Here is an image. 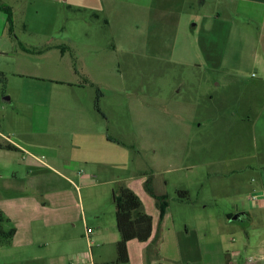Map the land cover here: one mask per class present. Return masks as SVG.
Returning <instances> with one entry per match:
<instances>
[{"label":"rangeland","instance_id":"1","mask_svg":"<svg viewBox=\"0 0 264 264\" xmlns=\"http://www.w3.org/2000/svg\"><path fill=\"white\" fill-rule=\"evenodd\" d=\"M98 1L2 0L14 18L12 34H3L0 19V51L6 53L0 55V108L13 134L0 131L50 162L52 154L67 158L73 145L86 146L85 138L101 126L114 143L107 150L114 152L106 157L99 151V185L80 186L87 215L102 192L105 212L117 185L153 175L157 193L168 198L169 226L180 245H221L236 253V264H264L262 11L253 8L250 17L249 8L229 0H114V6ZM24 43L65 47V56L54 50L40 60L41 54L21 53ZM69 64L79 71L83 90L55 83L72 77L65 70ZM87 74L96 84L85 85ZM34 78H54V84ZM20 99L29 103L18 104ZM32 102L48 106L50 124L36 115ZM19 156L0 154V192L14 169L21 180L30 177L32 169H18ZM45 173L54 180V173ZM180 190L188 197L180 199ZM76 193L72 189L75 198ZM251 195L259 202H249ZM233 205L251 219L225 222ZM74 230L82 233V225ZM11 254L0 247V261ZM216 259L227 264L225 257Z\"/></svg>","mask_w":264,"mask_h":264},{"label":"crops","instance_id":"2","mask_svg":"<svg viewBox=\"0 0 264 264\" xmlns=\"http://www.w3.org/2000/svg\"><path fill=\"white\" fill-rule=\"evenodd\" d=\"M105 1L100 0L98 2L102 4ZM229 1H240L246 9L249 8L246 13L250 17L254 15L252 12L253 8H259L262 11L260 21L264 28V0ZM110 3L113 6L115 4L114 0H110ZM9 7L13 9L12 6ZM0 14V19L5 22L2 30L4 34L6 30V17L1 12ZM94 17H97V15L94 14ZM22 46L26 49L40 47L31 46L27 43H24ZM44 47L50 48L44 54L39 55L38 58L40 60H46L45 54L49 52H54V50L60 51L57 48L58 46L45 45L40 48ZM21 53L25 54L22 50ZM3 54L6 53L0 51V55ZM60 54L61 58L65 56V53ZM42 68L48 71L53 67ZM65 70L69 71L72 77L68 82L56 81L55 83L61 85L66 83L70 88L83 90V87L79 86L76 80L77 75H79L76 67L69 64ZM52 74H54L53 70ZM16 75L22 76V74ZM87 77L88 79L86 78L85 80L87 87L96 84L89 74H87ZM34 79L40 81L48 80L54 84V78ZM10 101L11 97L9 99L3 98V102ZM24 103L29 102L23 101V99L18 100V104ZM32 103L34 104L32 106L38 109L36 115H43L46 119L48 117L47 122L49 121L50 124L51 118L48 106L41 102ZM75 105L83 107L80 101H75ZM5 110L4 107L0 108V116L3 119L0 122V129L13 134L12 130L6 128H10L11 124L10 122L6 124V120L4 119ZM96 119L94 118L92 121ZM92 121L89 119L87 122L93 123ZM47 122L43 123V131L47 129ZM87 124L89 125V123ZM93 124L97 125L98 123L95 122ZM99 127L96 128L95 131L97 132L94 135L85 138L87 141L86 146L80 144L73 145V151L69 152L67 158L62 153L52 154L50 162L42 159V156L39 157L37 154L25 150L20 143L4 136L6 134L0 131V145L8 144L15 148L13 151L0 150V154L2 152H14L20 155V160L17 162L18 169L27 167L32 169L28 172L30 177L23 180H21L22 177L19 171L14 169L11 172V177L5 179L3 182L0 192L2 195L0 198V211L8 220L7 228H13L15 234L10 246L6 247L9 248L12 254L6 259L1 260L0 264H113L116 259V244L120 241V235L116 229L114 220V190H112V201L109 198L110 203L106 204L105 212L103 206L107 195L105 192H102V196L104 197L95 205L94 208L96 209H94L91 217L85 213L83 205L79 201L80 186L96 188L95 186L99 185L96 181L98 174L95 169H98L99 165H103V161L97 158V156L101 155L99 151L102 150L104 152L103 155L106 157H112L111 154L114 152L113 148L110 149V153L108 152V146L114 143L103 133L101 126ZM55 167H59L67 174L60 173L54 169ZM46 170L54 173V180L45 173ZM90 172H93V174H90ZM128 180L129 182L134 180V183L128 182L124 186L137 196L138 194L135 189L137 188L141 192L142 190L146 192L144 184L149 180L153 194L157 197H165L167 205L163 217L160 219V212L156 207L155 200L147 192L152 202L145 194H143V197L148 200V204L138 197L141 199L144 212L152 219L151 235L146 242L132 240L126 244L128 256L126 264H216L220 262L219 259H216L219 257H225L227 264H236V253L234 251H225L221 245L217 249L216 244L180 245L177 233L171 230L169 226L168 198L165 195L157 193L153 175L141 174L136 179H133L131 176ZM110 184L113 183H102V185ZM72 189L77 192L76 198L72 194ZM96 192L100 194L99 190ZM179 193L177 195L180 199L188 197V191L186 190H180ZM239 202L236 201L235 203ZM109 204L112 205L109 206ZM149 204L150 208L155 207L157 210L155 214L152 213V210L149 212ZM223 219L225 222L238 219L250 220L251 214L240 206L233 205L232 211L225 213ZM77 224L82 225V233L76 234L74 228ZM87 229L91 230L90 234L86 233ZM241 230L244 231L242 227ZM166 244L168 246L163 249ZM14 253L15 255H13ZM170 253H173L172 256ZM259 259L261 261L263 257L258 258L256 262ZM223 263L224 260L221 261V264Z\"/></svg>","mask_w":264,"mask_h":264},{"label":"trees","instance_id":"3","mask_svg":"<svg viewBox=\"0 0 264 264\" xmlns=\"http://www.w3.org/2000/svg\"><path fill=\"white\" fill-rule=\"evenodd\" d=\"M0 12L6 17V29L13 33L12 9L0 0ZM27 54H42L50 47L40 49H26L21 47ZM61 53H65V47H58ZM0 150L13 151L15 148L5 144L0 145ZM146 192L155 200L156 207L163 217L166 208L165 197H157L153 194L148 180L144 184ZM180 195V193H179ZM115 224L120 235V241L116 244V259L113 264H126L128 262L126 244L132 240L146 242L151 235L152 219L144 212L142 203L138 196L124 185H117L114 189ZM8 220L0 211V247L10 246L15 234L13 228H7Z\"/></svg>","mask_w":264,"mask_h":264},{"label":"built area","instance_id":"4","mask_svg":"<svg viewBox=\"0 0 264 264\" xmlns=\"http://www.w3.org/2000/svg\"><path fill=\"white\" fill-rule=\"evenodd\" d=\"M257 200H258V196H257V195H251V197H250V201H251V202H256V203H258L259 201H257ZM86 233H87V234H90V233H91V230L87 229Z\"/></svg>","mask_w":264,"mask_h":264}]
</instances>
